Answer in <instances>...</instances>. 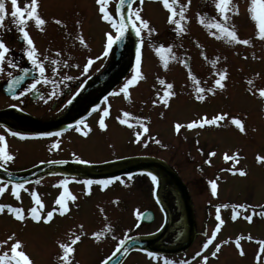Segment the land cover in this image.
<instances>
[{
    "label": "rangeland",
    "instance_id": "obj_1",
    "mask_svg": "<svg viewBox=\"0 0 264 264\" xmlns=\"http://www.w3.org/2000/svg\"><path fill=\"white\" fill-rule=\"evenodd\" d=\"M25 2L26 0H19L21 6ZM116 2L117 0H109V11L113 15H115ZM181 2L184 3L186 0ZM233 2L238 5L239 14L232 16L231 23L236 26L240 38H251L249 45L230 44L208 35V30L198 23L197 13L206 14L208 17L216 15V10L209 0H191L186 12L189 17L186 24L187 31L179 36L176 35L174 26L167 23L168 12L160 1L142 0V3L140 0L135 1L133 7L141 9L142 18L149 20L150 27L155 28L156 31L149 34L144 30L141 33V70L144 79L129 89L130 99H126L122 93L111 95L108 100L109 115L105 118L107 125L105 129H97L98 122L95 124L93 122L91 125L93 130L87 138L79 139L72 135L71 138L66 135L55 141L53 138L55 143L61 145L51 151L48 145L40 141L9 139L0 129V134L5 136L7 150L14 156V160L5 168L20 170L47 158L56 159L61 153L68 155L66 152L76 151L86 156L97 155V159H93V162L133 155L159 157L171 164L185 182L189 190L196 230V235L186 253L172 256L173 260L195 257V253L202 247V242L207 239L209 230L214 226L217 206L227 205L220 207V215L224 223L215 241L218 240V244L228 240L229 243L222 244L215 257L209 255L211 248L205 252L203 256L208 254L211 257L206 264H257L258 241L264 240V217L253 215L251 222L244 217L264 211V160L257 159L258 156L264 157V98L256 93V89L264 87V40L255 36L256 25L248 12L250 0H233ZM39 5L40 14L47 20L44 31H39L31 21L27 25V30L41 53V59L44 55H48L50 60H67L68 66L79 65L78 69L80 70L81 67L83 70L87 58H95L101 54L105 44L104 34L113 30L108 23L100 19L96 0H39ZM7 8L10 12V0L7 2ZM56 19L63 23L56 24ZM5 24L7 28L0 30V37L11 51L7 54L6 62L0 65V107H5L16 100H7L2 92L1 86L9 78L7 73L11 71L14 74L25 64L32 66L24 54L23 49L26 45L17 30L7 19ZM77 34L84 36L87 47L75 40ZM197 43L202 47H197ZM160 44L165 46L171 44L172 51L177 57L175 60H169L167 69L163 67L154 50ZM57 51L61 53L60 56L56 55ZM201 51L208 60L200 55ZM108 56L109 54L94 61L88 74L103 67L108 62ZM217 57H219L217 69L226 68L228 72L224 81L225 88L217 89L215 95L207 94L203 102L196 101L192 82L187 78V69L179 63V60L186 59L193 73L202 81L201 86L207 87L211 86L215 79L210 61ZM50 60L44 62L47 75H53L49 68ZM13 62L16 63V68L11 67ZM64 70L67 72L54 75L62 78L70 76L72 79H77L80 75L73 76L74 72L68 74V70L65 68ZM129 76L130 74L126 78ZM157 77L174 85L173 90L176 95L169 99L167 107L162 103L155 105L152 103L153 100L158 99L156 92L164 87L157 83ZM249 79L254 81V85L247 83ZM64 81L63 86H66L68 80ZM121 85L119 84L115 91H118ZM249 87H253L252 93L248 91ZM55 97L54 95L50 101ZM29 107L34 108L35 111L38 109V106ZM122 110L130 112L133 117L146 118L144 122L148 125L149 132L145 133L141 142L135 141L134 133L141 129L134 119L130 120L133 127L118 122L117 116L122 115ZM223 113H227L228 116L219 123V126L206 125L191 129L184 127L178 132L174 128L176 123L186 125L193 120L199 121L204 116L211 118ZM233 117L242 121L244 132L231 123ZM145 140L147 143L143 142ZM156 140L160 143H156ZM48 141L52 142V139ZM66 143L69 146L63 148ZM210 152L215 154L210 157L208 155ZM225 153L230 156L235 153L237 160H224ZM233 166L243 169L245 175L230 172L229 169ZM63 178L65 176L52 174L42 178L39 183L37 181L27 183L25 184L27 191L20 190L19 200L14 198L9 185L5 193L0 194V204L22 207L27 217V210L33 206L31 192L35 190L44 204L42 215L46 214L47 211L58 207L54 202L60 192L58 182ZM213 179L217 182L216 196H212L209 184ZM112 183L107 187L97 183L85 186L84 183L74 179L67 186L68 191L76 197L75 201L66 198L69 214L61 216L54 213L53 220L47 224L34 222L30 218L20 222L5 210L0 213V241L15 233V238L23 241L24 250L34 264H57L56 256L59 252L57 240L66 239L70 230L77 234L83 231L85 235L75 246L74 264H99L102 259L111 255L116 243L125 233L128 236L148 234L155 231L162 223V215L152 199L154 185L147 173H134L131 177L122 176ZM168 186L172 185L168 184ZM86 187H90V191H86ZM239 204L251 207L235 209L234 206ZM146 208L154 212L155 218L151 223L143 224L139 222L137 212H142ZM234 211H238L235 220L232 219ZM105 224L112 227V232L106 233L99 241L95 240L91 233L101 230ZM184 233L183 229L182 239ZM237 236L242 237L240 245L244 255H240L235 250ZM165 241L167 245L171 243L168 238ZM175 242L176 240L172 243ZM8 247L10 243L0 245V251ZM203 256L195 257L197 260L188 264H200ZM126 258L123 264H152L137 252ZM259 264H264V253H261Z\"/></svg>",
    "mask_w": 264,
    "mask_h": 264
},
{
    "label": "snow or ice",
    "instance_id": "obj_2",
    "mask_svg": "<svg viewBox=\"0 0 264 264\" xmlns=\"http://www.w3.org/2000/svg\"><path fill=\"white\" fill-rule=\"evenodd\" d=\"M8 0H0V30L7 28L5 24V20H9L10 23L15 27L19 36L22 38L23 43L26 45L23 51L27 57V60L31 63L32 70L39 73V76L33 77L31 84L25 88L23 91H20L16 98L24 96L29 91H34L37 89V85L43 83L45 85L52 84L55 85V80H49L48 76L45 75L46 68H45V61H49L50 58L48 55H44L41 59V53L35 46L34 40L29 34L27 30V25L29 21L33 22L36 28L43 32L44 26L47 24V20L42 17L39 11V0H26V2L21 6L19 0H10L11 4V11H8L7 8ZM142 3V0H140ZM212 6L216 10V15L208 17L206 14L202 15L201 13H197V20L198 23L201 24L205 29L208 30V35L217 39V40H225L230 44H241V45H249L251 43V38H240L237 34L236 26L231 23V18L233 15L239 14V7L236 5L233 0H209ZM163 8L167 10V23L169 25L174 26V31L176 35H180L187 31L186 24L188 22L189 17L186 15L187 9L191 0H186V2L182 3L181 0H160ZM127 4L126 12L122 11L124 5ZM96 5L98 6V14L100 19L109 24L110 28L114 30L105 32V44L103 47V51L99 56L95 58L89 57L87 58L86 63L83 64V71L81 75L88 73L90 67L93 65L94 61L100 60L101 57H107L110 49L112 48L113 44L117 41L124 38L126 32H128L129 28H131L136 37H141V33L144 30H147L149 34L156 31L155 28L150 27V21L147 19L142 18L141 9L138 7H133V0H119V4L116 7V14L113 15L109 11V0H96ZM248 12L250 14V18L255 22L256 25V32L255 36L260 39L264 40V0H250ZM55 23L60 25L63 22L59 19L55 20ZM79 24V21H77ZM75 40L79 41L80 44L87 47V43L85 38L82 34H77L75 36ZM172 45L169 44L165 46L164 44H160L159 46L155 47V53L159 56L160 61L165 69L168 68L169 60L177 59L175 53L172 51ZM197 47H202L199 43H197ZM11 49L7 46L6 42L2 37H0V65H3L6 62L7 54L10 53ZM57 56H60L61 53L57 51ZM200 55L204 57L205 60H208V57L205 55L203 51L200 52ZM219 57L212 59L210 61L215 79L212 81L211 86H201L202 81L198 79L197 75L193 73L188 61L186 59H180L179 63L187 69V78L192 82V88L194 90V99L196 101L203 102L206 99L207 94L215 95L217 89L225 88L224 81L227 79L228 72L227 69H217ZM51 64V71L53 74H57V68L60 64H63L65 67L68 66V61H58L56 59L50 60ZM142 65V44L138 42L135 47V63L132 65L131 74L128 78H126L123 84L120 86L118 91H113L109 93V95H119L123 94L126 99H130V91L129 89L132 86L138 84V82L144 79L143 72L141 70ZM12 68H16L17 65L15 62L11 63ZM72 67H79V65H72ZM9 77H12L8 81V89L11 91L14 89L25 76L30 75V69L24 68L23 73L21 75L13 76V73L9 71L7 73ZM64 80H71L72 77L64 76ZM157 83L161 86H164L160 91L156 92V96L158 99L152 101L155 105L157 103H162L165 107L169 105V99L176 95L174 89V85L170 82H167L165 79L157 77ZM206 83V82H205ZM249 85H254V81L249 79L247 81ZM81 88L84 87L83 84L80 85ZM248 91L250 93L253 92V87H249ZM256 93H258L259 97L264 98V87H260L256 89ZM56 95V92L53 91L51 95L47 97L48 100L52 99V97ZM108 96L104 97V103L107 104ZM47 102V101H45ZM71 103V101H69ZM15 106V105H13ZM100 105H96L93 110L99 109ZM109 115V107L105 106L102 109V114L99 117V127L101 129H105L107 127L105 123V118ZM228 116L227 113L217 114L211 118H207V116L201 117L199 121L193 120L186 125L181 123H176L174 125L175 130L178 132L181 128L187 127L189 129L194 127H204L206 125H217L221 121H224L225 118ZM135 120L136 125L139 126L141 131H137L134 133L135 141L141 142V138L145 135V133L149 132L148 125L145 124L144 119L141 117H133V115L128 111L122 110V115L117 116V120L121 125H127L129 127H133L130 123V120ZM231 123L234 124L241 132L245 131L244 124L238 118H231ZM69 128L73 127V125H68ZM84 129H88L85 131ZM75 130L81 133L84 136H87L89 131L91 130L88 128L87 124L84 123L83 119L75 121ZM63 131V130H61ZM61 131L57 132H36L32 135L34 137H52L61 135ZM12 136L20 137L21 139L25 138L26 134H22L20 132H11ZM147 143V141H143ZM156 143H160L159 140L155 141ZM59 147L58 143H52L49 151L53 149H57ZM8 146L5 140V136L0 134V169H5L6 165L14 160V156L10 154L7 150ZM215 153L210 152L208 155L211 157ZM74 158L79 161V163L87 164L89 161L80 159L78 156L73 154ZM223 159L226 161L237 160V155L233 153L231 156L227 153L224 154ZM258 161L264 160V157L258 156ZM49 163H65V161H49ZM205 163H210V161H205ZM223 171V169H221ZM230 172L239 173L240 175H245V171L240 168H233L229 169ZM131 173L128 174L131 177ZM147 175L151 178L153 185L157 183V176L154 175L152 172H148ZM120 177H109L106 179H100L97 181H93L92 179H86L83 181L85 186H91L93 183H97L103 187H107L115 180H119ZM28 181H13L9 180L7 183L0 182V194L5 193V191L11 186V193L16 200L20 199V190H25V184ZM39 183V181H37ZM69 183L68 178L65 177L64 179L59 180L58 184L63 190L59 193L58 197L55 200V205L58 207H54L52 210L47 211L46 214H43L44 204L42 200L39 198L38 194L35 190L31 192V197L33 201V206L27 210V217L25 215V210L22 207H14L11 204H0V213H3L7 210L8 213L12 214L14 218L20 222H24L26 218H30L32 221L40 223L43 222L45 224L51 222L54 217V213H58L59 215L63 216L69 212L68 204L66 203V198L72 201L76 200V197L71 194V192L67 189V184ZM211 194L212 196L217 195V182L215 179L209 181ZM86 191H90V187H86ZM220 207H227V205L217 206L215 219L219 221L215 225L210 236L204 241L202 248L200 251L195 253V257H201V254L204 252L205 249L209 248V245L213 244V241L216 238L218 231L221 228V225L224 221L221 219L220 215ZM235 209H246L251 207L245 204H239L234 206ZM101 211H103L101 209ZM144 214L141 212H137L138 217H142ZM238 211H234L232 215V219L235 220L237 218ZM253 215H259L264 217V211L254 212L253 214H249L244 218L251 222L253 219ZM106 219V217H105ZM83 227L82 225L80 226ZM163 227V225H161ZM112 227L109 224H105L103 228L99 231H93L91 236L95 238V240H101L106 233H111ZM85 235L83 231H80L77 234L74 231H69L67 234V238L63 240H57V247L59 252L56 256L57 264H74V254H75V246L78 242L81 241L82 237ZM116 239V237H113ZM133 238L128 236L127 233L124 234L123 238H120L115 245V249L113 250L110 256H107L105 259H102L99 264H110L113 257L117 255L122 249V251L126 254L129 252L130 247L128 244ZM242 237L237 236L235 239L236 248L239 250L240 255H244V251L241 248L240 240ZM251 239V237H249ZM127 242V243H126ZM10 247L6 248L4 251H0V264H34L33 260L30 258L29 254L26 253L24 250L23 241L20 239L15 238V233L9 235L5 240L0 241V245H9ZM229 243L228 240L221 241L220 243L215 245V250L211 253L213 257L217 256V253L221 249L222 244ZM259 250L256 254V261L259 264L261 260V253H264V240H259ZM144 251L143 249H141ZM147 256L152 258L153 260H158V254L153 251H147ZM194 257V258H195ZM208 260V256H203L200 264H206ZM116 264H120L119 261ZM164 264H175L174 261L165 259ZM179 264H187V261H180Z\"/></svg>",
    "mask_w": 264,
    "mask_h": 264
},
{
    "label": "water",
    "instance_id": "obj_3",
    "mask_svg": "<svg viewBox=\"0 0 264 264\" xmlns=\"http://www.w3.org/2000/svg\"><path fill=\"white\" fill-rule=\"evenodd\" d=\"M134 1V0H133ZM119 4L117 2L116 7ZM127 4L124 5L122 11L126 12ZM138 43V39L135 36L134 31L129 28L123 39L117 41L112 46L111 59L105 68V70L97 77L90 79L87 90H92L94 87H100L102 89L100 95L94 98L95 101H99L105 94H107L111 88L121 80L129 69L132 67L135 61V47ZM28 67H23L19 74L23 73V69ZM30 74L33 71L31 68ZM15 75V76H17ZM30 75H27L20 81V83L11 91L8 89V80L3 85V90L7 94H12L21 85V83ZM97 103V102H96ZM8 110H0V117L4 116ZM31 126L36 128H44L54 130L62 127V125H56L55 123H39L35 120L28 121ZM54 169L65 174H75L78 176H84L89 178H104V177H115L120 175H125L135 171H148L152 172L157 176V185L154 192V197L159 205L161 212L163 213V227H160L155 233L147 236H132V240L128 244L130 250L133 249H143L153 252L160 253H174L180 250L186 249L194 239V221H193V209L190 201L188 190L182 180L179 178L178 174L164 161L151 157H130L118 159L115 161L105 162L102 164H81L70 161H65V163H40L28 169L21 171L10 172L0 169V177L7 181H25L31 179L38 174ZM167 183V184H166ZM172 185L171 187L175 189L174 191L178 195L179 201H181V216L183 218V225L185 228L184 237L182 243L177 248H165L161 245L162 241L167 237L171 228V216L169 209L165 206V202L161 197V186ZM144 215L140 217L142 221H151L153 219V214L151 211H145ZM127 243V242H126ZM125 254L122 249L115 257H113L110 264H116L117 261L121 262Z\"/></svg>",
    "mask_w": 264,
    "mask_h": 264
},
{
    "label": "flooded vegetation",
    "instance_id": "obj_4",
    "mask_svg": "<svg viewBox=\"0 0 264 264\" xmlns=\"http://www.w3.org/2000/svg\"><path fill=\"white\" fill-rule=\"evenodd\" d=\"M51 67H49V68H51ZM20 68H21V66L18 68V70L15 73H18ZM64 68L68 70V74H70L71 72H74L73 76L77 75V74H80V75L77 76V79L68 80L66 86H63L65 84V81L63 80L62 77H58L57 75H54V74L53 75H50V74L47 75V71H46L45 75L48 76L50 81L55 80L56 81L55 85H52V84L45 85V84L41 83V84L37 85L36 90L29 91L24 96L19 97L17 99L16 96H18L19 92L23 91L25 88H27L31 84L32 78L39 76V73L35 71V73L33 74V77L31 79H27L25 82H23L22 85L19 87V89L16 91V93L13 96L9 97V96L4 95L5 98L7 97L6 98L7 100L8 99H12V100L16 99L14 101V103H11L5 107H0L3 109H5V108L8 109V111L4 115V117L0 119V129L5 133L7 138L15 140V141H40V142H43L44 145H46V146L48 145V147L50 148L51 144L55 141V139H62L66 135H69L68 137H70V138H71V135H72V137H77L79 139L80 138L81 139L87 138L86 136L82 135L81 133H79L75 130V121L80 120V119H83L84 123L87 124L88 128L91 129L89 131L88 135L92 132L93 126H91V125L93 124V122H94V124H95V122L96 123L98 122V119H99L100 115L102 114L103 107L108 106L109 101H107V104H105L104 98H103L101 100V102L98 104V105H100L99 109H96V110L91 109L92 105L95 102H97L94 100V98L96 96L100 95V93L102 92L101 91L102 89H100L101 86L100 87L96 86L92 90L88 91L86 80H88L89 77L96 76L99 73H101L104 70L105 65H103V67L95 70L93 73H89V74L85 73V75H81V72L83 71L81 69V67H80V70L78 69L79 67H76L77 68V72H76V68L72 67V65H69L67 67L60 65L57 68V73L65 72L66 70H64ZM128 74H131V73H128ZM127 75H126V77H127ZM71 76H72V74H71ZM123 80L120 81L117 85H114L111 92L115 91L118 88L119 84H123V82H124ZM81 84L84 85L83 88L80 87ZM53 91L56 92V95H55L56 97L53 98L52 101H50L47 99V97L49 95H51V93ZM107 96H108V100H109L111 95L108 94ZM45 101H47V102H45ZM69 101H71V103H69ZM13 105H15V106H13ZM29 106H32V107L38 106V109H36L38 112L35 111L34 108H31ZM47 106H48V109H47ZM32 119H35V120L41 121V122L55 123L56 125H62V124L63 125H62V127L54 129V130L44 129V128H36L34 126H31L28 123V121H31ZM70 124L73 125V127L69 128L68 125H70ZM96 128L97 129L100 128L99 124H97ZM61 130H63V131H61ZM84 130L87 131L88 129H84ZM49 131L54 132V133L57 131H61V135L59 137H57V136L34 137L32 135L33 133H36V132H49ZM11 132H20L22 134H26V136H25V138L21 139L20 137L12 136ZM53 138H54V141H53ZM49 139H52V142L48 141ZM68 146H69V144L66 143V145H64L62 147L65 148ZM77 152L78 151L72 152V153L66 152V153H68V155H64V153H61V155L58 154L59 157H57L56 159L49 160V158H47L44 161H54V160L78 161L74 158L73 154H75V156H78L80 159L87 160V161H89V163H94V164L109 161V160H104V161H99V162H93V159H97V155H95V157H94V155L86 156L82 152H78V153ZM44 161H41V162H44ZM52 174H54V175L58 174V175H63L65 177H67L68 181H69L68 184H71L74 181V179L77 181H80L82 183L84 180L87 179V178L75 176V175H66L64 173L50 169L44 173H41L40 175H38L34 178L28 180V183H31L34 181H40L42 178H44L48 175H52ZM2 181L3 180L0 179V182H2ZM93 181H97V180H93ZM203 243L204 242H202V245H203ZM216 244H217V242H213V244L209 245V248L205 249L204 252L201 254V256L206 254L205 252H207L211 248L212 250L209 251V255L211 257H213L211 255V253L213 252V249L215 248ZM187 249L182 250V251H180L176 254H173V255H158V257H159L158 260H160V262L164 261L165 259L173 260L172 256L183 255L186 253ZM200 249H199V251H200ZM134 252H132V253H134ZM137 253L141 254L140 252H137ZM206 256H208V254ZM211 257L208 256V258H211ZM193 260H197V258L184 259V260H179V261H187V264H188Z\"/></svg>",
    "mask_w": 264,
    "mask_h": 264
},
{
    "label": "bare ground",
    "instance_id": "obj_5",
    "mask_svg": "<svg viewBox=\"0 0 264 264\" xmlns=\"http://www.w3.org/2000/svg\"><path fill=\"white\" fill-rule=\"evenodd\" d=\"M149 1H154V0H149ZM167 164L174 170V168L171 166V164H169L168 162H167ZM178 176L181 179L179 173H178ZM166 184H165L164 187L161 186V192L162 193H160V194H161L162 199L167 203L169 209L171 210V215H172V218H173V221H172V223H173L172 232H171L170 236L168 237V241H170L172 243L175 240H179L181 238V236H182V225H181V218H180L182 209H181V201H179L178 196L176 195L174 189H172L171 187H169ZM190 201H191V199H190ZM68 214H66V215H68ZM214 221H215L214 226L209 230V234L212 233V231L215 228V225L217 223V220H214ZM235 250L237 251V253H239V250L236 248V246H235Z\"/></svg>",
    "mask_w": 264,
    "mask_h": 264
}]
</instances>
